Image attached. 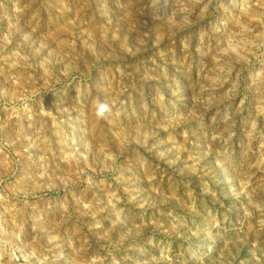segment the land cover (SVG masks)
I'll list each match as a JSON object with an SVG mask.
<instances>
[{
    "label": "rangeland",
    "instance_id": "374dc122",
    "mask_svg": "<svg viewBox=\"0 0 264 264\" xmlns=\"http://www.w3.org/2000/svg\"><path fill=\"white\" fill-rule=\"evenodd\" d=\"M0 264H264V0H0Z\"/></svg>",
    "mask_w": 264,
    "mask_h": 264
},
{
    "label": "clouds",
    "instance_id": "9594fccd",
    "mask_svg": "<svg viewBox=\"0 0 264 264\" xmlns=\"http://www.w3.org/2000/svg\"><path fill=\"white\" fill-rule=\"evenodd\" d=\"M110 111L109 105L106 103H99L97 105V116L98 117H104L107 112Z\"/></svg>",
    "mask_w": 264,
    "mask_h": 264
}]
</instances>
